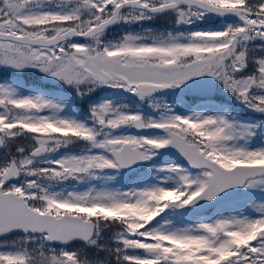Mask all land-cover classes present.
Wrapping results in <instances>:
<instances>
[{
  "label": "snow or ice",
  "instance_id": "obj_1",
  "mask_svg": "<svg viewBox=\"0 0 264 264\" xmlns=\"http://www.w3.org/2000/svg\"><path fill=\"white\" fill-rule=\"evenodd\" d=\"M0 264H264V0H0Z\"/></svg>",
  "mask_w": 264,
  "mask_h": 264
}]
</instances>
